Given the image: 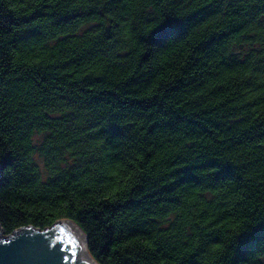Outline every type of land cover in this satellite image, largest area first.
Wrapping results in <instances>:
<instances>
[{
	"label": "trees",
	"instance_id": "obj_1",
	"mask_svg": "<svg viewBox=\"0 0 264 264\" xmlns=\"http://www.w3.org/2000/svg\"><path fill=\"white\" fill-rule=\"evenodd\" d=\"M74 220L100 264H264V0H0V221Z\"/></svg>",
	"mask_w": 264,
	"mask_h": 264
},
{
	"label": "water",
	"instance_id": "obj_2",
	"mask_svg": "<svg viewBox=\"0 0 264 264\" xmlns=\"http://www.w3.org/2000/svg\"><path fill=\"white\" fill-rule=\"evenodd\" d=\"M69 222L82 231L88 247L85 232L68 218L44 230L29 225L9 234H3L0 225V264H91L83 258V240Z\"/></svg>",
	"mask_w": 264,
	"mask_h": 264
},
{
	"label": "bare ground",
	"instance_id": "obj_3",
	"mask_svg": "<svg viewBox=\"0 0 264 264\" xmlns=\"http://www.w3.org/2000/svg\"><path fill=\"white\" fill-rule=\"evenodd\" d=\"M70 223V222H69ZM74 228L75 230L78 232V234L80 235V237L82 238L83 240V243H84V247L82 249V256L84 259H86L89 263L91 264H97L93 258L91 257L90 253H89V250H88V247H87V242H86V238L84 236V234L82 233V231L77 228L73 223H70Z\"/></svg>",
	"mask_w": 264,
	"mask_h": 264
},
{
	"label": "rangeland",
	"instance_id": "obj_4",
	"mask_svg": "<svg viewBox=\"0 0 264 264\" xmlns=\"http://www.w3.org/2000/svg\"><path fill=\"white\" fill-rule=\"evenodd\" d=\"M0 225H1V221H0ZM1 227H2V225H1ZM2 233H3V234H8V233H6L4 230L2 231ZM94 259H95V258H94ZM95 260H96V259H95ZM96 263H97V264H100L97 260H96Z\"/></svg>",
	"mask_w": 264,
	"mask_h": 264
}]
</instances>
